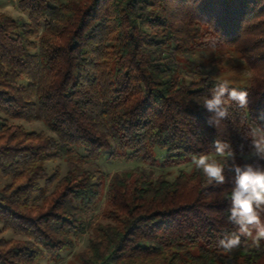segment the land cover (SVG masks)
Listing matches in <instances>:
<instances>
[{
  "label": "trees",
  "instance_id": "16d2710c",
  "mask_svg": "<svg viewBox=\"0 0 264 264\" xmlns=\"http://www.w3.org/2000/svg\"><path fill=\"white\" fill-rule=\"evenodd\" d=\"M17 2L27 22L0 12V112L44 122L55 137L0 119V176L11 179L0 190V264H42L88 233L103 183L74 148L88 159L130 151L150 164L159 149L168 164H182L214 154L220 139L237 163L256 162L243 135L264 127V0ZM220 45L241 54L252 79L229 84L249 93L248 112L233 104L216 129L196 101L210 96L220 69L196 67L188 56ZM183 59L197 80L184 78ZM61 158L67 174L49 176L45 164ZM225 175L223 185L208 184L195 165L173 181L114 175L113 223L95 226L85 264H264V250L251 242L229 253L217 247L236 230L227 218L233 174ZM8 230L26 239H6Z\"/></svg>",
  "mask_w": 264,
  "mask_h": 264
},
{
  "label": "rangeland",
  "instance_id": "374dc122",
  "mask_svg": "<svg viewBox=\"0 0 264 264\" xmlns=\"http://www.w3.org/2000/svg\"><path fill=\"white\" fill-rule=\"evenodd\" d=\"M0 12L5 13L19 22H27L28 16L23 13L18 5L17 0H0ZM188 56L198 66H217L220 71L218 79L227 81L228 84L246 87L250 84L252 79V72L247 67L246 62L241 54L233 48L220 45V46H200L195 48ZM182 61H185L183 59ZM187 61L182 63V74L188 82L197 80L199 74L193 68L188 67ZM198 70V69H197ZM197 73V74H196ZM26 84V78L21 81ZM0 119L7 120L10 125L21 126L26 131L45 133L46 135L55 137L54 133L50 130L47 124L41 121L27 122L23 120H15L9 118L4 113L0 112ZM76 158L82 159V168L91 171L102 179L103 189L102 197L97 207L86 216L87 224L89 226L88 233L76 239L75 248L66 250L58 256L46 255L42 260V264H85V255L88 252L90 242L95 237V226L98 224L108 225L112 224L110 219L113 211L111 195L109 192V185L112 177L116 174L124 172H134L133 180L139 174H144L153 179L160 176H166L169 180L173 181L177 178L181 171L191 174L193 164L191 161H184L182 164H168L166 162V152L156 149L154 154L156 156V164L147 163L144 159H133L131 152L120 153L119 156L113 157L111 154H103L97 159H88L87 154L83 148H74ZM250 156V154H249ZM45 168L49 176L59 172L61 177H64L68 172L67 158H61L57 161H49L45 164ZM11 182L10 178L0 176V190ZM3 223L0 221V229ZM2 236L6 239L25 240L24 235L15 234L13 231L8 230L3 232ZM197 253V250L194 252Z\"/></svg>",
  "mask_w": 264,
  "mask_h": 264
},
{
  "label": "clouds",
  "instance_id": "9594fccd",
  "mask_svg": "<svg viewBox=\"0 0 264 264\" xmlns=\"http://www.w3.org/2000/svg\"><path fill=\"white\" fill-rule=\"evenodd\" d=\"M249 93L230 87L227 81H218L206 96L197 104L210 115L207 123L219 129L229 118L230 107L248 112ZM243 138L249 141L250 157L255 163L239 164L231 143L216 139L213 142L214 154L193 155L191 162L199 170L208 184L226 183L225 171L233 174L230 206L227 209L228 222L235 231L226 233L217 242V247L229 253L241 247L261 248L264 241V127L250 125Z\"/></svg>",
  "mask_w": 264,
  "mask_h": 264
}]
</instances>
